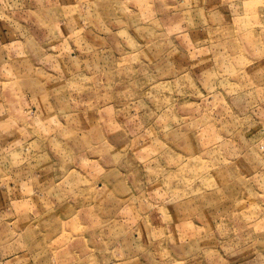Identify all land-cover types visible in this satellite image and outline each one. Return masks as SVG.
<instances>
[{
    "label": "rangeland",
    "instance_id": "1",
    "mask_svg": "<svg viewBox=\"0 0 264 264\" xmlns=\"http://www.w3.org/2000/svg\"><path fill=\"white\" fill-rule=\"evenodd\" d=\"M60 2L61 10L69 9L65 21L77 28L75 43L66 31V39L59 34L33 48L43 56L36 68L40 82L50 93L58 90L51 103L60 110L23 118L27 144L21 150L30 164L39 148L51 153L57 173L38 183L59 184L68 206L45 211V234L34 244L43 254L35 262L102 264L100 233L107 230L106 244L114 247L117 209L157 179L169 188L168 205L174 207L166 215L210 212L218 223L209 227L217 246L242 249L229 264H264V225L250 231L252 238L245 227L258 219L244 225L250 213L261 208L264 213V0ZM82 36L105 42L93 41L90 48ZM54 55L70 63L73 77L58 78ZM106 106L119 109L123 122H141V132L102 157L92 142L95 128L82 112ZM126 126L131 135L132 124ZM132 145L154 149L156 160L143 166L134 156L141 166L131 163L124 152ZM86 152L102 158L108 169L104 180H70L68 161ZM7 172L0 192L6 184L20 190V175ZM137 174L139 180L133 179ZM152 244L141 250L143 259L156 254L147 264H171Z\"/></svg>",
    "mask_w": 264,
    "mask_h": 264
},
{
    "label": "crops",
    "instance_id": "2",
    "mask_svg": "<svg viewBox=\"0 0 264 264\" xmlns=\"http://www.w3.org/2000/svg\"><path fill=\"white\" fill-rule=\"evenodd\" d=\"M64 1V4L68 3V0ZM57 2L58 0H0V181L7 176V171H15V174L21 177L20 190H16L15 186L7 187L6 184L5 189L0 192V264H44L41 261L36 263L33 258L43 254L34 244L45 234V211L49 209L52 212L55 208L68 206L67 202L63 204L66 195L59 184L45 187L38 183L40 180L54 177L57 173L51 153L39 148L30 158L35 164H30L21 150L27 144L21 133L24 127L23 118H40L60 110V105L51 103L58 90L54 89V93H50V88L40 82L36 68L43 56L33 49L42 44L45 46V42L60 39V35V40L66 39V31L72 35V42L75 43L77 28L69 19H64L67 18L69 9L61 10L62 4ZM94 31L104 32L102 28H95ZM81 40L90 48H94L93 41H101L102 45L105 42L100 37L87 39L82 36ZM69 54V59H73V54ZM54 57L58 64V78L73 77L70 63L61 57ZM81 62L87 61L82 59ZM79 71L87 73V66L84 71ZM74 102L72 113L77 115L76 100ZM81 105L83 104L78 103V107ZM120 113L119 109L109 106L82 112L86 114L85 118L92 122V129L93 126L95 128L96 138L92 142L96 146L95 150L102 151V157H108L111 150L115 151L122 145L125 148V144L141 132V122L135 123L126 119L125 123L124 118L120 119ZM126 124H132L131 135ZM19 137L22 139L18 140ZM137 146L132 145L129 151L124 152L131 163H136L139 159L144 162V166L156 160L157 152L154 149L148 150L144 145ZM17 152L20 156L14 157ZM86 155L81 153L68 161L67 172L73 177H70V180H82L86 183L104 180L108 176V169L101 163L102 158L94 157L89 152H86ZM2 162H5V165ZM13 162H16V167ZM136 166L141 164L136 163ZM137 175H132L133 179L139 180L140 174ZM27 178H31V181L24 182L23 179ZM162 188L165 191H162ZM168 191L167 185L160 180L147 181L140 195H134L130 203L117 209L113 220L119 232L116 234L112 231L111 235L114 247L110 248L106 244L110 236L107 230L103 229L100 233V241L104 251L106 250L99 256L103 257L102 264L155 262L156 254H148L146 259H143L141 254V250L147 249L146 244L151 246L152 243L162 249L161 257L168 259L171 264H229V257L240 256L242 249L236 244L225 245L223 242L217 246L215 233L210 234L209 231V227L218 226L212 213H193V217L187 214L181 217L166 215L167 210L173 207L168 205L171 200ZM249 218L250 220L244 223L245 226L253 219H258L250 227H245L250 229L248 236L252 238L250 231L253 233V229L264 225L263 208L250 213ZM209 245L215 249H208Z\"/></svg>",
    "mask_w": 264,
    "mask_h": 264
}]
</instances>
